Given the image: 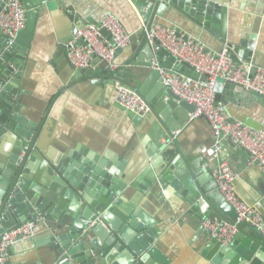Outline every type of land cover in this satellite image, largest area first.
<instances>
[{"label": "crops", "instance_id": "0c3cea01", "mask_svg": "<svg viewBox=\"0 0 264 264\" xmlns=\"http://www.w3.org/2000/svg\"><path fill=\"white\" fill-rule=\"evenodd\" d=\"M32 1L36 3L33 28L29 35L22 37V42L27 43L28 47L24 49V45L20 43L15 51L22 56L23 70L19 82L14 83L17 93L12 95L15 99L11 102V107H16V111H9V119L13 118L18 127L33 135L52 98L61 87L67 88L50 108L46 123L29 158L33 173L39 177L54 175L62 181L63 177L53 168L52 161L66 164V167L70 168L69 174L74 171L82 173L89 169L88 163L95 169H103L110 173L113 179L126 182L125 202L119 207L120 213L115 215L121 221L124 231L128 232L131 242L144 240V232L140 233L138 228L132 229L130 221L133 214L141 209L148 220L145 234L154 235L152 239L161 256V260L154 259L153 264H214L217 255L207 258L203 253L205 244L214 237L201 228L202 221L188 217V211L192 212L180 192L175 194L176 198L171 202L165 192L149 188L141 195L137 204L135 203L136 207L131 201V197L138 192L133 185L139 183V186H143L142 182L149 181L152 175L157 177L166 164V161H161L154 167L160 153L149 154L154 145L148 132L149 126L142 128L133 125L127 111L116 100L115 83L106 84V80L100 78L70 83V77L65 71H71V62L66 56L67 51L66 55L64 54L61 44L71 38L75 21L98 23L107 13H112L131 35L130 44L116 52L115 70H132L130 79L139 77V84L145 86L147 94H151L157 84L163 88L161 79L152 82L149 76H139L143 67L138 64L137 55L140 54L141 45L145 40L146 23L152 12L135 0ZM211 1L226 7L224 24L220 13L206 26L205 20L200 23L192 18L191 13L171 5L156 13L154 24L187 31L208 49L216 52L225 46L221 41L223 30L228 36L238 38L243 29L247 28L256 38L252 62L264 67V0ZM27 24L28 19L23 29ZM165 52L166 55H160L159 51L153 49L154 66L162 59L167 60V55L170 54ZM140 55L142 57V53ZM101 64L102 61L95 57L88 68L96 73L100 71ZM134 70L137 73H134ZM8 81L11 82V79ZM229 99L231 100L225 107L233 119L254 128L264 129V98L254 95L252 91L243 90L234 91ZM177 133L182 138L186 152L199 151L204 146H208V150L215 142L213 131L205 118L188 120L186 128L178 130ZM7 135L12 139H6ZM17 140V136L10 130L3 136L0 143V173L5 170L4 166L6 161L10 160ZM187 155L190 160L193 159ZM220 157L226 159L238 173L234 182L238 197L250 205H258L264 221V172L257 163L251 161L248 151L229 138L222 140ZM217 163L216 158L204 157V166L210 167L212 173ZM50 191L51 194L49 198L45 197V201L51 206L50 212L58 216V219L45 222V226L37 229L34 236L16 242L9 251L11 264H65V256L60 253V248L62 242L70 241L69 237L73 234L69 212L74 209L77 211L76 207L83 213L87 212L89 208L81 196L89 197L90 200L92 198L84 191L78 192L60 184ZM52 201H57L58 204ZM82 205H85L84 209H81ZM196 215H199V212ZM138 222L141 226L142 223ZM71 242L72 245L76 244ZM126 250L117 249L122 259L127 258L124 253ZM114 251L115 248L110 244L102 254L100 253V257L95 250L85 249L82 244L79 250L87 264H115ZM256 254H263V257H257L256 261L257 264H264V251L259 250ZM219 260L222 264L231 261L228 255ZM139 261V258H132L131 262L138 264ZM235 262L251 264L252 261L240 256Z\"/></svg>", "mask_w": 264, "mask_h": 264}, {"label": "water", "instance_id": "95a60500", "mask_svg": "<svg viewBox=\"0 0 264 264\" xmlns=\"http://www.w3.org/2000/svg\"><path fill=\"white\" fill-rule=\"evenodd\" d=\"M36 1L41 2L42 0ZM22 2L27 11L28 24L26 28L20 30L15 37H10L0 32V143L7 130H10L18 138L15 142V150L10 155V160L6 161L5 170L0 173V176H2L0 178V238L3 232L15 229L26 222H34L36 224V232L37 229L45 226V222H50L54 218L58 219V216L50 212L51 206L45 201V197L49 198L50 190H54V187L60 184L78 192L84 191L92 198L90 200L89 197L81 196V199L89 208L87 212L79 211V207H76L77 211L74 209L73 212H69L72 217L70 224L73 226V234L69 237L70 241L62 242L60 248V253L65 256V264H74L73 262L87 264L84 256L79 252L80 244L85 249L95 250L99 257L108 244L112 245L115 248V264H132V258H139L138 264H151L154 259L160 261V252L152 239L154 235L145 234L148 220L144 217L141 209H138L137 213L133 214L130 224L132 229L138 228L140 233L144 232L143 241L137 239V242H131L128 232L124 231L121 221L115 215L120 213L119 207L125 202L124 196L126 197L127 195L126 182L113 179L110 173L103 169H95L89 163L90 168L82 173L74 171V173L69 174L70 168L68 169L66 164L52 161L53 168L63 177L62 181L50 174L39 177L36 173H33L29 166V158L46 123V116L50 113V108H52L56 100L67 88L65 86L61 87L52 98L44 117L33 135L31 132L24 131L18 127L13 118L9 119V111H16V107H11V102L15 99L12 95L17 93L14 83L19 82L23 70L22 56L18 53L16 54L15 51L20 43L24 45V49L28 47L27 43L22 42V37L26 34L29 35L32 31L34 7L36 6V3L32 0H22ZM135 2L147 6L148 10L152 12L151 18L146 23V31L150 30L152 25H154L156 13H160L161 8L168 5L191 13L192 18L197 19L200 23L205 20L206 26H208L212 18H217L219 13L223 16V19L227 13L226 7L219 6L211 0H135ZM142 12L145 13V11ZM224 22H226L225 19L223 24ZM87 23L86 20L81 22L76 20L72 36ZM102 34L109 36L105 30H102ZM254 36L255 34H252L247 28L243 29L242 34L238 38L228 36V33L224 30L221 33V41L225 44L223 48H227L228 56L235 64L252 65L250 67L251 74H253L257 66L252 62V51L255 48L254 42L256 40ZM69 40H64L65 44H61L65 55L67 50L66 43ZM153 49L159 51L160 55L167 54L158 44H151L145 32V40L140 49L142 57H140V54L137 55L138 64L143 67V70L139 72V76L144 74L147 77L149 76V80L152 82L160 79L162 82L160 69L174 68L192 77L206 80L205 75H200L185 64L178 63L172 55H167V60L162 59L154 66ZM99 67L100 71L94 73L91 68H76L71 64V71L67 69L65 71L66 75L70 77V83L77 80L83 81L97 78L105 79L106 84H114L119 81L130 90L139 94L149 108L146 114L141 115L127 110L123 106L121 107L127 111L133 125L136 127L141 126L142 128L149 126L148 132L151 141L154 143L151 147L153 151L149 152V154L160 153L154 163V167L161 161H166L164 169L157 177L152 175L149 181L142 182L143 186H139V183L133 185L138 191L131 197L134 205L135 203L137 204L138 199L149 188H157V190L165 192L171 202L176 198L175 194L180 192L184 196V201L189 204L188 209L192 212L188 211L187 213L190 219L193 218L200 221L206 218L218 219L221 223H228L236 229V233L229 241L224 242L215 237L210 239L203 249V253L207 258L217 255L213 263L222 264L219 258H224L225 255H228L231 261H227V264H236L235 261L240 259V256H243L250 259L252 261L251 264H257L256 258L263 257V254L257 255L256 253L259 250L264 251V232L262 230L264 225L257 227L248 222L237 221V213L234 207L219 192L220 189L213 176L212 169L204 166L203 154L208 146H204L199 151L186 152L182 144V138L177 133L178 130L186 128L188 120H190V114L195 110V106L179 99L169 88L164 86L162 88L158 84L151 94H147L145 86L139 84V77L130 79L133 73L130 69L124 72L121 70L116 71L111 69L105 61H102ZM134 73L137 72L134 70ZM9 79H11V82L8 81ZM95 83L98 82L95 81ZM214 90L216 104H221L225 107L231 100L229 98L234 91L241 92L244 88L231 81L218 78ZM252 93L264 98V95L255 91H252ZM153 117L154 119H152ZM6 139L11 140L12 137L7 135ZM147 143L150 144V142ZM187 154L193 159L190 160ZM52 203L58 204L57 201H52ZM85 205H82L81 209H84ZM56 211L58 210L56 209ZM198 212L199 215H196ZM138 221L142 223L141 226H139L140 223ZM71 241L76 242V244L72 245ZM118 248L127 249L124 252L127 254L126 260L122 259V255L117 252Z\"/></svg>", "mask_w": 264, "mask_h": 264}, {"label": "built area", "instance_id": "2783aa9c", "mask_svg": "<svg viewBox=\"0 0 264 264\" xmlns=\"http://www.w3.org/2000/svg\"><path fill=\"white\" fill-rule=\"evenodd\" d=\"M26 14L22 0H0V32L15 37L26 25ZM102 30L109 36H104ZM146 33L151 44H158L178 63L185 64L200 75L206 76L204 81L174 68L160 69L163 86L169 88L179 99L195 106V110L190 114V120L204 117L208 121L215 142L213 147L204 153V157L218 159L213 176L224 199L234 207L237 221L261 227L264 221L258 205H250L238 197L234 187L238 173L226 159H221L220 155L222 140L229 138L248 151L251 161L257 163L264 172V129L254 128L233 119L226 107L216 104L214 86L218 78H223L240 85L244 90L264 95V67L256 66L251 74L252 65L235 64L228 56L227 48L212 51L189 32L174 27L154 24ZM130 42V33L114 14L107 13L98 23L89 22L78 29L66 43L67 57L76 68H88L97 57L107 62L111 69H115L116 52L127 47ZM114 87L116 100L125 109L141 115L149 111L139 94L119 81L115 82ZM35 228L34 222H26L1 234L0 264H11L9 252L11 247L19 240L34 236ZM201 228L224 242L231 240L236 233L232 225L221 223L218 219H204ZM262 230L264 231V228Z\"/></svg>", "mask_w": 264, "mask_h": 264}]
</instances>
